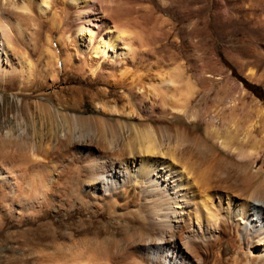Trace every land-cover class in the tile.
<instances>
[{
	"label": "bare ground",
	"instance_id": "bare-ground-1",
	"mask_svg": "<svg viewBox=\"0 0 264 264\" xmlns=\"http://www.w3.org/2000/svg\"><path fill=\"white\" fill-rule=\"evenodd\" d=\"M121 1L0 0V88L11 94L1 96V105H22L33 83L54 89L61 72L106 86L94 99L97 116L60 111L47 131L33 116L5 128L3 139L31 154L59 141L74 158L52 186L45 177L34 184L28 168L0 172L4 212L30 215L78 201L96 204L97 212H126L142 230L125 238L122 256L115 247L81 248L63 264H264V176L245 199H234L222 189L232 177L216 157L208 161L204 152L193 151L200 140L182 127L193 120L207 123L205 136L242 162L244 175L256 177L264 166V105L242 84L219 95L220 67L194 47L184 49L196 74L187 76L171 61L167 32L125 21ZM236 1L215 0L209 23L216 40L232 47L228 57L250 80L264 83V0H244L237 9ZM108 87L119 90L121 105L107 101ZM206 99L212 106H192ZM37 107L44 109L42 102ZM92 137L101 138L99 146ZM41 138L48 141L37 142ZM104 149L117 161L100 162L108 155ZM244 182L237 183L242 195Z\"/></svg>",
	"mask_w": 264,
	"mask_h": 264
},
{
	"label": "rangeland",
	"instance_id": "rangeland-1",
	"mask_svg": "<svg viewBox=\"0 0 264 264\" xmlns=\"http://www.w3.org/2000/svg\"><path fill=\"white\" fill-rule=\"evenodd\" d=\"M162 1L165 4H159L157 0H123L121 1L122 6L120 5L122 17L125 18V21L128 20L127 22L142 25L147 31L162 29V31L167 32L165 45L170 55H172L171 61L181 64L187 76L191 78L196 76L195 69L187 60L185 53V51L194 47L195 51L205 60L216 63L220 67L221 78L216 87V92L219 95L234 92L238 85L242 84L250 95L264 105V83L257 81L258 77L254 81L250 80L247 71L240 68L228 57V52L232 47L216 40L213 27L209 23L210 14L215 11V0ZM241 1L234 2L233 7L237 9L241 5ZM235 13L236 10L233 12L234 16L237 15ZM53 36H55L54 32ZM231 46L235 47V42ZM35 57L39 58L40 55L35 53ZM171 61L166 62L164 65L169 64L167 66H170ZM33 84L30 89V96L23 99L24 103L22 105H1L0 103V172L6 175L7 172V174L11 173L9 172L12 171L10 168L14 170L22 167L28 168L30 170H27L26 173L29 175L26 174V176H31L30 178L33 180L36 179L37 181H34V184L45 177L49 179L48 183L52 186L55 178L62 173L63 169L71 165L70 158H74L66 151L64 142L56 141L55 143L51 141V148L47 152L32 151L31 154V151H26V148L22 147L23 145L16 146V148L11 141L9 143L6 138L3 139L2 136L6 132L5 128L10 124L16 126L19 117H25L28 121L29 117L33 116V120L42 126V130L47 131L51 129V124H57L56 116L58 115L56 113L59 114L60 111L69 114L80 113L83 116H95L98 110L94 99L99 91L106 86L97 82L91 84L86 77H80L74 73L69 78L62 72L60 83L54 89L45 91L39 83ZM108 88L110 91L107 90V92L109 91L107 101L114 102L118 106L121 105L123 102L119 90L114 87ZM2 95L6 99L11 98L9 90L0 88V98ZM41 95L46 100L39 99L38 97ZM40 102H42L44 109L37 107ZM192 103L195 109L200 110L212 106L209 99L192 101ZM224 114L225 123H229L228 113ZM211 123L219 124L217 121ZM206 125L207 123L201 120L182 123V127L189 128V132L195 137L198 136L200 140L199 146L192 147L189 143H184L183 146L188 148L190 145L189 148L192 147L193 151L204 152L208 161L216 157L217 163H219L216 164L223 168L230 178L232 177L227 184H224L226 186H222L226 188L222 189L231 192L236 200L245 199L252 193L251 190L257 188L256 185H259L264 176V166L261 165L263 157L260 156L256 159V169L262 166L256 177L250 178L244 175L242 173L244 167H241L242 171L239 169L243 163L236 160L225 149L215 145L213 139L211 140L210 137L205 136L204 129ZM41 139L42 141L37 139V142L48 141ZM90 140L97 146L101 142L99 137H92ZM109 148H107V151L112 150V148ZM104 151L108 154L106 155L108 158L98 159L100 162L117 161L109 155V151L106 152V149ZM8 160L17 161V164L11 167L7 163ZM13 166L17 167L14 168ZM27 166H30V168ZM228 175H224V179H227ZM234 179L237 180V183L248 182L246 183L248 187L245 194L242 195V191L238 184L234 182ZM28 184L25 183L24 186ZM227 185L233 186V188ZM228 187L231 189L229 190ZM27 188L29 187L26 186L24 189ZM1 189L0 185V191ZM88 205L80 204L77 201L71 207L49 206L39 210V213L37 211L36 214L35 212L30 214V216L18 214V209L15 210L16 212L7 214L4 212L3 205L0 204V264H63L67 262L63 261L62 263V259L68 261V256L70 257L73 251L91 247H115L118 256H122L123 253L121 252L126 244L124 242L125 238L128 240L142 231L140 226L133 223L134 218L132 220V216L129 215L128 217L126 212L119 211L120 213L110 214L104 208L97 212L96 204ZM151 243L153 241L149 242L152 246Z\"/></svg>",
	"mask_w": 264,
	"mask_h": 264
}]
</instances>
